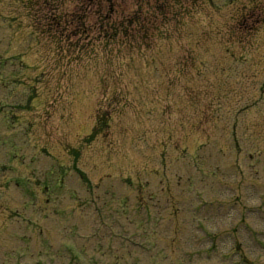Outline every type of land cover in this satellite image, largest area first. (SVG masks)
Masks as SVG:
<instances>
[{
  "label": "rangeland",
  "instance_id": "obj_1",
  "mask_svg": "<svg viewBox=\"0 0 264 264\" xmlns=\"http://www.w3.org/2000/svg\"><path fill=\"white\" fill-rule=\"evenodd\" d=\"M87 2L0 0V264H264V0Z\"/></svg>",
  "mask_w": 264,
  "mask_h": 264
},
{
  "label": "trees",
  "instance_id": "obj_2",
  "mask_svg": "<svg viewBox=\"0 0 264 264\" xmlns=\"http://www.w3.org/2000/svg\"><path fill=\"white\" fill-rule=\"evenodd\" d=\"M176 0H166L161 2L160 0H153L152 3L149 1H137V6L131 9H121L116 11V6L114 3L112 5L107 4V6L101 5L102 19L96 27L100 28L101 34L107 37L108 43L110 41H115L122 43L127 47L140 46L139 44L143 41L146 42L148 39L153 40L158 35H167L164 32L161 24H156L154 22L153 13L161 11V5L167 6V12L165 14L166 19L164 21L172 20L177 22L180 18H183V10H174L171 12L172 4ZM160 2L162 4H160ZM177 6L181 9L183 6V0H179ZM151 6H153L152 11H150ZM183 11V12H182ZM162 12V11H161ZM178 24H176L177 26ZM160 33V34H159ZM60 39V38H59Z\"/></svg>",
  "mask_w": 264,
  "mask_h": 264
}]
</instances>
